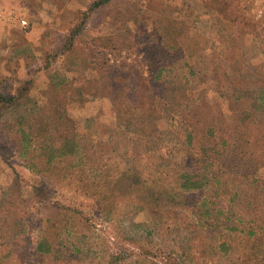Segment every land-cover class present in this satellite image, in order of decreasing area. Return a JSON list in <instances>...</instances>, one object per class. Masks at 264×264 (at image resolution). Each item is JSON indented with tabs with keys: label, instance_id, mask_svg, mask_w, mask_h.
<instances>
[{
	"label": "rangeland",
	"instance_id": "obj_1",
	"mask_svg": "<svg viewBox=\"0 0 264 264\" xmlns=\"http://www.w3.org/2000/svg\"><path fill=\"white\" fill-rule=\"evenodd\" d=\"M0 94V264H264V0H0Z\"/></svg>",
	"mask_w": 264,
	"mask_h": 264
},
{
	"label": "trees",
	"instance_id": "obj_2",
	"mask_svg": "<svg viewBox=\"0 0 264 264\" xmlns=\"http://www.w3.org/2000/svg\"><path fill=\"white\" fill-rule=\"evenodd\" d=\"M0 99H1V94H0ZM180 186L184 187L185 186V183L184 181L180 180ZM171 199V198H170ZM174 200V199H173ZM36 251L38 253H43V252H50L52 251V246L50 245V243L44 239V238H41V240H39L37 242V245H36Z\"/></svg>",
	"mask_w": 264,
	"mask_h": 264
},
{
	"label": "built area",
	"instance_id": "obj_3",
	"mask_svg": "<svg viewBox=\"0 0 264 264\" xmlns=\"http://www.w3.org/2000/svg\"><path fill=\"white\" fill-rule=\"evenodd\" d=\"M9 13H10L9 15H11V12H9ZM6 14H7V13H6ZM19 22H20V24H21V26H22L23 28H28L29 23H28L27 19H25V18H20V19H19Z\"/></svg>",
	"mask_w": 264,
	"mask_h": 264
}]
</instances>
